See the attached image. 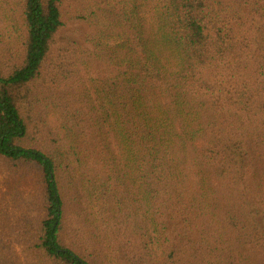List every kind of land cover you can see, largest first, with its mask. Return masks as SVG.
I'll list each match as a JSON object with an SVG mask.
<instances>
[{"label":"trees","instance_id":"16d2710c","mask_svg":"<svg viewBox=\"0 0 264 264\" xmlns=\"http://www.w3.org/2000/svg\"><path fill=\"white\" fill-rule=\"evenodd\" d=\"M92 1L114 41L93 95L45 72L66 0H0V264H264V0Z\"/></svg>","mask_w":264,"mask_h":264},{"label":"rangeland","instance_id":"374dc122","mask_svg":"<svg viewBox=\"0 0 264 264\" xmlns=\"http://www.w3.org/2000/svg\"><path fill=\"white\" fill-rule=\"evenodd\" d=\"M62 18L64 27L57 34L52 55L45 63V72L59 77L58 92H61L60 94L67 93L64 88V85L67 84L69 92L76 93L85 90L93 95L97 80L104 76L102 70L106 63L102 61V57L108 55L109 45L114 44L105 25L106 18L92 0H66ZM60 49L64 50L62 55L66 57L64 60L61 58L62 56L56 58ZM59 64L66 69L67 76L71 75L70 78L63 77L65 74ZM64 121L65 114L62 110L61 112L58 110L46 112L44 121H35L36 123L32 125V138H34H31L32 141L29 142L32 146H39L50 151V145L53 146L51 135H63ZM90 148L89 144L81 137L76 149L79 155L85 153L79 173L86 177H90L92 167L98 166L95 161L93 162ZM88 156L92 163L88 162ZM102 159L106 160V153L103 154ZM75 194L77 195V193ZM73 195L74 192L70 191L65 199L66 209L60 238L65 246L81 253L82 249L88 248V242L80 237L82 229L80 220L74 212L77 203L72 198Z\"/></svg>","mask_w":264,"mask_h":264}]
</instances>
